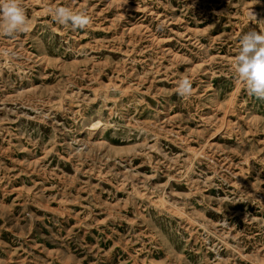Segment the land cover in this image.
<instances>
[{"label": "rangeland", "instance_id": "374dc122", "mask_svg": "<svg viewBox=\"0 0 264 264\" xmlns=\"http://www.w3.org/2000/svg\"><path fill=\"white\" fill-rule=\"evenodd\" d=\"M21 4L27 31L0 34V264H264V99L231 68L264 0Z\"/></svg>", "mask_w": 264, "mask_h": 264}, {"label": "clouds", "instance_id": "9594fccd", "mask_svg": "<svg viewBox=\"0 0 264 264\" xmlns=\"http://www.w3.org/2000/svg\"><path fill=\"white\" fill-rule=\"evenodd\" d=\"M52 19L73 30L84 29L91 23V17L83 10L58 6L49 10ZM249 21H256V15L250 10ZM28 19L21 0H0V34L13 36L27 31ZM264 24V21H259ZM231 68L238 81L246 86L247 93L264 99V30L250 29L239 40V51L234 57ZM177 92L181 97L192 95V81L182 77L177 81Z\"/></svg>", "mask_w": 264, "mask_h": 264}]
</instances>
